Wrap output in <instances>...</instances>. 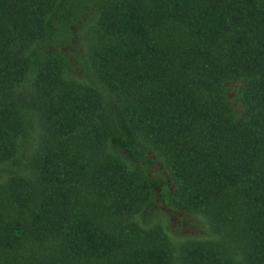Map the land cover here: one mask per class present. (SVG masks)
Listing matches in <instances>:
<instances>
[{"label":"trees","instance_id":"1","mask_svg":"<svg viewBox=\"0 0 264 264\" xmlns=\"http://www.w3.org/2000/svg\"><path fill=\"white\" fill-rule=\"evenodd\" d=\"M0 264H264V0H0Z\"/></svg>","mask_w":264,"mask_h":264},{"label":"rangeland","instance_id":"2","mask_svg":"<svg viewBox=\"0 0 264 264\" xmlns=\"http://www.w3.org/2000/svg\"><path fill=\"white\" fill-rule=\"evenodd\" d=\"M89 8L85 7L83 11L79 12V18L82 21L89 20ZM88 13V14H87ZM73 32L69 36L68 40L64 42L61 46L62 51L69 52L70 55H67L69 61H73L74 57L72 55L81 54L83 49L81 46V38L78 34V30L75 26H72ZM49 50H53L51 47H48ZM76 74H81L80 66L75 65L74 69L71 70ZM226 87L229 93L233 92L234 84L227 83ZM161 169L160 162H154L153 166L151 167V172H157ZM160 205V206H159ZM158 208L162 209L165 212V216L163 220L166 219V229L168 234L173 238H180L186 235H195L201 233V227L199 226L198 220L193 218L190 215L184 217V214L181 212H173L171 210H167L166 207L164 208L160 202L157 204Z\"/></svg>","mask_w":264,"mask_h":264}]
</instances>
